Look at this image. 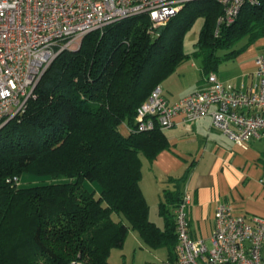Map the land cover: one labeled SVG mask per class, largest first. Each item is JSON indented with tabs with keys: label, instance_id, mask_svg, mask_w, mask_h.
I'll list each match as a JSON object with an SVG mask.
<instances>
[{
	"label": "trees",
	"instance_id": "1",
	"mask_svg": "<svg viewBox=\"0 0 264 264\" xmlns=\"http://www.w3.org/2000/svg\"><path fill=\"white\" fill-rule=\"evenodd\" d=\"M222 13L200 0L158 28L148 15L126 18L56 57L24 114L0 130V264H112L131 231L150 249L176 250L174 210L187 174L169 180L175 189L159 205V227L141 185L142 156L153 163L170 145L162 129L137 132L136 117L187 61L200 59L207 76L242 53L240 41L264 38V0L217 35ZM200 18L189 54L185 39ZM25 175L51 182L20 187Z\"/></svg>",
	"mask_w": 264,
	"mask_h": 264
},
{
	"label": "built area",
	"instance_id": "2",
	"mask_svg": "<svg viewBox=\"0 0 264 264\" xmlns=\"http://www.w3.org/2000/svg\"><path fill=\"white\" fill-rule=\"evenodd\" d=\"M200 0H0V130L24 114L56 57L80 47L83 38L117 21L148 15L153 28L165 26L183 7ZM223 9L216 34L246 6L259 0H215ZM254 83L246 88L205 76V87L171 103L158 86L138 109L137 132L166 130L210 117L215 129L238 146L264 142V50L255 60ZM131 130L128 128V133ZM19 183V180L16 179ZM175 208L176 257L164 264H264V216L237 214L222 202L210 244L193 239L187 187Z\"/></svg>",
	"mask_w": 264,
	"mask_h": 264
},
{
	"label": "crops",
	"instance_id": "3",
	"mask_svg": "<svg viewBox=\"0 0 264 264\" xmlns=\"http://www.w3.org/2000/svg\"><path fill=\"white\" fill-rule=\"evenodd\" d=\"M256 45L257 48L248 59L238 57L242 61L240 65L243 70L242 76L238 77L239 83H236L237 77L224 79L217 72L218 78L237 87H250L255 81L256 57L264 50V38L258 40ZM191 60L181 65L161 85L165 97L171 103L205 87L201 63L191 64V68H199L201 77L192 82V85L195 82V87H188L189 68L184 67ZM121 132L128 135V127L123 126ZM164 132L170 147L153 163L150 162V167L155 173V184L149 185V192L159 208L160 203L165 200V193L175 189V185L169 180L187 174L183 191L187 187L193 198L192 204L188 207L190 233L193 239H204L210 244L215 227L216 209L222 202L231 204L237 214L264 216L263 141L254 140L245 146H238L213 127L209 116L192 123H182L177 119V124ZM141 185L150 205L149 195L144 186V166ZM166 249L165 262L175 259L176 250L171 252Z\"/></svg>",
	"mask_w": 264,
	"mask_h": 264
},
{
	"label": "rangeland",
	"instance_id": "4",
	"mask_svg": "<svg viewBox=\"0 0 264 264\" xmlns=\"http://www.w3.org/2000/svg\"><path fill=\"white\" fill-rule=\"evenodd\" d=\"M203 22V18L198 19L185 39V50L189 54L195 50V44L198 41ZM248 44L249 40L248 38H245L235 46L236 50H244L235 59L224 62L219 67V70L217 72L220 77L224 79H230V77H237L238 79V77L242 76L243 70L240 65V62L242 61H240V58L238 57L242 56L243 58L248 59L249 56H251L253 50L258 46L256 45L257 42L251 45ZM192 63L199 65L201 63V60L192 58L191 62H189L188 65L184 67H187V69L189 68L188 70L190 75L188 76V87H195L196 80L198 79V77H201V73L198 67L191 68ZM193 81H195L194 85H192ZM239 82L240 79L236 80V83ZM142 160L144 162V186L149 195V201L151 205L150 219L152 222L163 228L165 225L164 219L160 216L157 203L155 202V200H153L148 188L149 185L155 184V173L150 167V161H148L144 156H142ZM50 182V179H43L25 175L19 180V186L31 187ZM91 188H94V186H92ZM166 257V248L158 250L150 249L145 245L143 240L137 235L136 232L131 231L125 241L123 248H115L112 250L110 262L112 264H164Z\"/></svg>",
	"mask_w": 264,
	"mask_h": 264
}]
</instances>
